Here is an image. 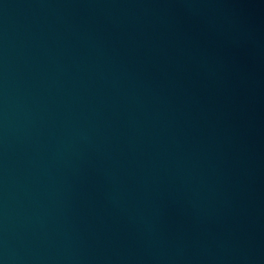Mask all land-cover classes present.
Masks as SVG:
<instances>
[{"label":"water","instance_id":"1","mask_svg":"<svg viewBox=\"0 0 264 264\" xmlns=\"http://www.w3.org/2000/svg\"><path fill=\"white\" fill-rule=\"evenodd\" d=\"M0 264H264V0H0Z\"/></svg>","mask_w":264,"mask_h":264}]
</instances>
